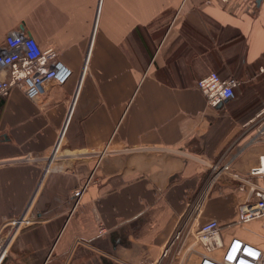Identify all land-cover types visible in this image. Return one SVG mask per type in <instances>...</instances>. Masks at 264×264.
<instances>
[{
	"label": "crops",
	"instance_id": "0c3cea01",
	"mask_svg": "<svg viewBox=\"0 0 264 264\" xmlns=\"http://www.w3.org/2000/svg\"><path fill=\"white\" fill-rule=\"evenodd\" d=\"M14 31L73 74L0 97V234L26 219L0 264H179L184 248L162 254L209 164L234 143L248 177L264 156V0H0V49ZM211 71L241 80L216 107L197 86ZM247 190L219 181L201 222L264 246V217L239 222Z\"/></svg>",
	"mask_w": 264,
	"mask_h": 264
},
{
	"label": "built area",
	"instance_id": "2783aa9c",
	"mask_svg": "<svg viewBox=\"0 0 264 264\" xmlns=\"http://www.w3.org/2000/svg\"><path fill=\"white\" fill-rule=\"evenodd\" d=\"M6 49H0V97H7L11 90L18 87L31 100L41 98L49 83L65 84L73 71L59 56L53 47L43 48L32 35L14 31L6 36ZM264 71V66L260 68ZM241 80L230 76L223 78L216 71H211L198 80L197 86L206 96L211 107L234 99ZM264 115V109L262 113ZM234 143L209 164V171L198 196L189 203L192 208V224L181 220L175 234L165 247L162 258L171 254L172 248L183 249L186 241L191 243L184 251L179 264H264V246L248 242L238 236H233L228 243L221 237V224L217 219L201 222L206 200L210 197L213 187L225 178L236 180L248 186L245 201L239 207V222L245 223L257 217H264V156L261 163L253 167L250 176H242L233 169L236 153ZM126 147L123 151H132ZM111 152L106 146L100 155ZM261 176L263 183L253 180V176ZM87 188L83 184L72 192V210L81 204V199ZM26 221L24 217L12 221L13 228L5 235L0 234V263L9 255L15 233ZM196 229L192 231V226ZM205 246L206 251L198 248ZM211 252L215 254L211 255ZM177 253H179L177 251Z\"/></svg>",
	"mask_w": 264,
	"mask_h": 264
},
{
	"label": "rangeland",
	"instance_id": "374dc122",
	"mask_svg": "<svg viewBox=\"0 0 264 264\" xmlns=\"http://www.w3.org/2000/svg\"><path fill=\"white\" fill-rule=\"evenodd\" d=\"M254 229H256L255 231H257V230H258V231H261V230L263 231V230H264L263 228L261 229V228H258V227H255ZM190 243H191V240L188 239V240L186 241V244H185V247H184V251L187 249V247H188V245H189ZM198 248H199L200 250H202V251H206L205 246H203V245H199ZM210 254L213 255V254H215V252H211ZM182 255H184V252L182 253Z\"/></svg>",
	"mask_w": 264,
	"mask_h": 264
},
{
	"label": "water",
	"instance_id": "95a60500",
	"mask_svg": "<svg viewBox=\"0 0 264 264\" xmlns=\"http://www.w3.org/2000/svg\"><path fill=\"white\" fill-rule=\"evenodd\" d=\"M258 1H260V0H258Z\"/></svg>",
	"mask_w": 264,
	"mask_h": 264
}]
</instances>
